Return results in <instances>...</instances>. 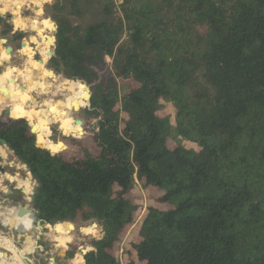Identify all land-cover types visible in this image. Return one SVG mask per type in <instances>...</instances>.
<instances>
[{
    "label": "trees",
    "instance_id": "1",
    "mask_svg": "<svg viewBox=\"0 0 264 264\" xmlns=\"http://www.w3.org/2000/svg\"><path fill=\"white\" fill-rule=\"evenodd\" d=\"M44 11L57 26L47 66L90 86L81 111L93 119L76 122L92 135L65 157L67 136L43 145L51 152L26 119L0 116V139L33 170L36 220L58 233L97 221L83 264H121L113 249L143 181L166 207L146 209L127 264H264V0H52ZM0 28L12 31L1 14ZM50 116L39 144L55 116L72 130L67 114Z\"/></svg>",
    "mask_w": 264,
    "mask_h": 264
},
{
    "label": "rangeland",
    "instance_id": "2",
    "mask_svg": "<svg viewBox=\"0 0 264 264\" xmlns=\"http://www.w3.org/2000/svg\"><path fill=\"white\" fill-rule=\"evenodd\" d=\"M47 1H50V3L52 2V0H47ZM40 6L42 9V12H40V13H37L34 10V7L30 8L31 11L27 15V21L29 19H34V18L35 19H41L42 16L44 17L45 7L42 6V3ZM19 23H20L19 19L14 20V25H16L17 27H18ZM24 25H25L24 23L19 24V26H24ZM52 25L53 24L51 23V27H52ZM51 27L45 28L46 32H43V33H47V31L50 29L48 35L53 36L54 33H51L53 28H51ZM12 28L14 29L13 26H12ZM31 28H32V30H35L33 27H31ZM0 29H2V28H0ZM43 30H41V31H43ZM43 33L37 34L36 31L27 30V31H25L26 36L22 37V38H25L27 40V42H29V40H31V37H33L34 40H36V42H35L36 45L34 47L33 46L32 47L29 46V47L31 49L36 50V51H37L39 45H40L39 46L40 48H42V46H41L42 43L45 45V48H43V50H41L44 53L42 58L39 56L40 54L38 52L33 53L31 55V58H29L27 51L24 50L25 47H22V48L20 47L21 49L14 56H12L10 52L3 53L2 48L0 49V87L6 88L5 95L0 93V116L2 114L5 115L4 112H5L6 97H7V99H10V101H11L9 104L10 105V112H13V110H14L13 104L15 101L12 100L11 94L12 93L14 94V91L16 89L21 90V91L26 89V87L30 84L31 80L28 81L29 79L26 76L27 74H25V77H24V75L22 76V74H24L25 72L28 71L33 76L34 81H39L40 84L35 85V90H33L31 92L32 97L34 96L33 102H35V103L26 102V104L24 106H27V107H25V108H28L30 105H33L32 109L35 112H37L38 116H40V114H41L40 117H43L44 115L49 116V113H52L54 116L60 115L64 112V110H69L70 112H69L68 117L70 118V123L72 125V129H73V127L76 126V124H77L76 122L79 119H81L85 122L84 125L91 128L90 124H89V120L93 119V118H90V116H84L83 112L81 111L83 107L89 106V102L87 101L86 104L82 103L78 106H73V105H76V103L80 99V98L76 97L77 94L80 95L82 91L80 89H75L74 96H72V94L70 92L68 93L67 90H62V89L59 90V88H58L59 86L57 87V85L60 83V81L66 80V79L63 78L60 74L54 73V76L49 77L47 72H46L47 74L44 73V70L45 71L48 70L47 61L49 58H48L46 53H47V51L51 50L52 46H51V44L47 43L45 41V39L43 40L40 38V36H42ZM36 34L39 36V38ZM0 38H4L3 35L0 34ZM7 40L11 41V37L8 36ZM0 44H1V42H0ZM36 53H38V54H36ZM35 57H40L43 60V64H41L39 61H37L35 59ZM4 61H5V63H4ZM31 61H36V62L40 63V66H38L37 68H32L31 64H30ZM107 61H110V60L107 59ZM10 64H13L15 67H19L20 69H23L22 71H24V73L21 71H16V76H15L12 73V71H10L9 69H7L5 67V65L8 67ZM27 69H29V70H27ZM40 80H41V82H40ZM67 80H71V79H67ZM74 81H79V82L83 83L80 80H74ZM42 88H44V89H42ZM41 89L42 90L47 89V90H46V92H44ZM70 95H71V97H70ZM29 100H31V99H29ZM64 101L69 103V106L66 108H64L62 105V103ZM163 104H164V107H163L162 113L167 114L170 118L171 124L175 125V117H176L175 107L170 102H164L163 101ZM55 117H57L59 119V121L58 122L52 121L49 124L50 137H48V138L50 141H53V142H57L61 137L60 136L61 134L59 131V125L62 124V119H63L62 116H55ZM28 123H30V122L28 121ZM33 123L35 124L36 122H33ZM70 134L71 135L67 136V138H68V144H67L68 149H66L65 151H60V152H62V154L65 157L72 156V155L76 154V152L78 150L74 144L76 140H87L88 137L90 135H92V134H87L85 136H77L74 132H71ZM172 139L175 142L181 143L182 145H184L187 148H197V145L194 141L187 140V139L181 137L180 135H178L176 132L173 134ZM36 141H37V139H36ZM9 156H10V154H9ZM22 167H23L22 174L31 178L32 183L30 184V188H31V190H33L32 188L36 187V183H35L33 177L30 176V174L28 173V169L25 168L24 165ZM131 195L133 197V201L135 202V204H137L138 209L135 213L133 222L128 224L124 228L123 233L120 236L119 242H117L115 244L114 249H113L115 255L118 257L121 264H127L128 260L131 259V257L135 259V256L134 255L129 256L128 252L131 253V244L138 240V230H139V227L141 225L142 218H143V215H144L146 209L149 206H154V207H159V208L166 207V205L160 204L157 201V197L160 195L159 190L155 187H152V186H145L143 181H136L135 187L132 190ZM88 226L91 227V230L87 229ZM62 228H63V233H61V235L65 234V236L67 235L66 237H70V238L66 239L64 241V243L60 241V239H59L60 234L55 229V225L41 223V233L39 235V239L37 240V243H38V245L42 246L40 249V251H42V252H37L35 254V256L32 258L35 262H38V264H50V263H52V261H54V264H64V263L82 264L80 262V257H79V254L77 253V251H79L81 253H83V251H87L88 248H90V246H89L90 241L93 238H98L101 235V233H100L101 227L94 220H91L88 222L67 223L66 225H63ZM23 235H28V236H30V239L35 240V236H37V230H36L35 226L33 228L29 227L28 229H26V231H24ZM69 244H74L77 246L76 253L72 259L64 258V252L68 249ZM0 252H2V250H0ZM13 259H14V257L8 256L5 259V261L8 264L9 262H13ZM49 259H50V261H49Z\"/></svg>",
    "mask_w": 264,
    "mask_h": 264
},
{
    "label": "crops",
    "instance_id": "3",
    "mask_svg": "<svg viewBox=\"0 0 264 264\" xmlns=\"http://www.w3.org/2000/svg\"><path fill=\"white\" fill-rule=\"evenodd\" d=\"M43 1H47V0H0V14L2 15V17L4 18V19H6V21H7V23H9L10 25H11V27L13 26L14 27V29L12 28V31H11V33H9V34H7V35H4L3 37L4 38H6L7 39V37L9 36V37H11V41H8L7 40V44L6 43H1L0 44V49L2 48V52L3 53H5L6 52V47H7V45H12V46H14L15 48H14V50H12L10 53H11V55L12 56H14V55H16V53L17 52H19V50L22 48V46L20 45V40H18V41H14V39H13V36H12V34H13V32H15V31H19V30H23L24 32H20V33H23V34H25V31H27V30H30V31H36V30H32V22L33 21H42V20H45V19H47V20H50L49 18H44L43 16L41 17V19H29L28 21H27V15L30 13V8L31 7H34V10L37 12V13H40V12H42V9H41V3L43 2ZM40 3V4H39ZM8 15H11V16H13V18H14V20L15 19H19L20 20V23L19 24H21V23H24L25 25L24 26H19V24H18V27H16L15 25H14V21L12 20V19H9V17H8ZM34 24V23H33ZM51 28H53V26L51 27ZM49 31H50V29L47 31V33H46V35H48L49 34ZM37 35V34H36ZM26 36V34L23 36V37H25ZM29 42H32V41H29ZM21 47V48H20ZM42 48H45V45L42 43ZM7 53V52H6ZM36 54H38V53H36ZM40 56V55H39ZM4 63H5V61H4ZM5 67L7 68V69H9L10 71H12V73L16 76V71H21V72H23L24 73V71H22L23 69H20L19 67H15L13 64H10L8 67L5 65ZM16 69V70H15ZM18 73V72H17ZM24 75V77H25V73L24 74H22V76ZM23 77V78H24ZM17 82V81H16ZM35 82V81H34ZM5 88V87H4ZM6 89V88H5ZM18 90L16 89L15 91H14V94L12 93L11 94V96H18L19 95V93L17 92ZM32 91H33V89H32ZM31 91V92H32ZM5 93H6V91L3 93L4 95H5ZM12 100L13 101H15L14 102V104L15 103H17L16 102V100H14V97H12ZM10 99H7V97H6V100H5V107L8 105V104H10ZM13 104V105H14ZM84 108V107H83ZM52 109V108H51ZM70 112V111H69ZM12 113V112H11ZM69 115V114H68ZM19 118H24V117H19ZM26 119V118H25ZM27 120V119H26ZM28 121V120H27ZM29 125H32L31 123H29ZM73 130H74V127H73ZM50 131V130H49ZM60 131V130H59ZM50 133V132H49ZM48 137H50V134H49V136ZM12 153V151L9 149V148H7V146L6 145H3V144H0V170H2V167L5 165V163L7 162V161H12V162H14V168H21L22 170H23V164L17 159V157H15L14 155H13V153ZM9 154H10V156H9ZM10 165H12V163H10ZM29 173V172H28ZM5 177H10V174L8 173V172H6L5 174H2V173H0V184H2L3 182H4V179H5ZM25 219V218H24ZM24 219H22V222H23V220ZM32 225H34L35 226V224L33 223ZM32 225L30 226V227H32ZM55 225V224H54ZM254 225H256V224H254ZM16 230H17V232H16V235H15V238H14V240H15V242H16V244L17 245H19V246H22V245H24V244H21V243H23V239H24V236H23V233H24V231H26V229H20L19 227H17L16 228ZM70 232V231H69ZM0 234H3L1 231H0ZM18 234L20 235L19 237H18ZM38 234V233H37ZM60 234V236H59V239L63 236L64 237V239L66 240V239H68V238H70V237H66L65 236V234H62L61 235V233H59ZM4 236H6V237H10V236H8V235H6V234H3ZM35 239H36V236H35ZM39 239V238H38ZM37 239V240H38ZM29 242H30V245H27L28 247H30V246H35V244L33 243V240L32 239H29ZM38 244V243H37ZM41 245H40V247H36V248H34V251H36L37 249L39 250V252H42V251H40V249H41ZM91 248V247H90ZM90 248H88V249H90ZM0 250H5V249H3V248H1L0 247ZM85 251H83V253H84ZM83 253H81V255L79 254V256H81V258H80V262L83 264V257H82V255H83ZM0 255H1V252H0ZM8 256H11V257H14L13 256V254H12V252L10 251V252H8V255H7V257ZM7 257H0V260H1V264H7V262L5 261V259L7 258ZM31 258H33V256L31 255L30 256ZM15 260V261H14ZM33 260V259H32ZM34 261V260H33ZM49 261H50V259H49ZM8 264H23L22 262H20L19 263V260L18 259H16V258H14L13 259V262H9ZM50 264H54V261H52V263H50ZM64 264H68V263H64Z\"/></svg>",
    "mask_w": 264,
    "mask_h": 264
},
{
    "label": "bare ground",
    "instance_id": "4",
    "mask_svg": "<svg viewBox=\"0 0 264 264\" xmlns=\"http://www.w3.org/2000/svg\"><path fill=\"white\" fill-rule=\"evenodd\" d=\"M39 1V0H38ZM40 4V3H39ZM12 20L14 21V18H12ZM34 23V24H33ZM51 23L53 24L52 26H53V28H54V21H52V20H42V21H33L32 22V27L36 30V32H37V34L38 33H43V32H46V30H45V28H49V27H51ZM16 26V25H15ZM17 27V26H16ZM40 29H44L43 31H41ZM33 40H34V38L33 37H31ZM40 38L41 39H45V41L47 42V43H49V44H51L52 45V37H50V39H47L46 38V33H43L42 34V36H40ZM36 45V43L35 42H26V44H25V46H30V47H34ZM24 46V47H25ZM50 48V47H49ZM42 49H40V47L38 46V49H37V51L36 50H34V53L35 52H38L39 54H40V57L42 58L43 57V55H44V53L41 51ZM28 54V56H29V58H31V55H32V53H27ZM30 64H31V67L32 68H37L38 66H40V63H38V62H36V61H31L30 62ZM27 70H29V69H27ZM43 70V69H42ZM47 71H45L44 70V73L45 74H47L46 73ZM27 75V77H28V81H30V84L26 87V89H25V91L24 90H18L17 92L19 93V95L17 96H12V97H14V100H16V102L17 103H15L14 105H13V108H14V110H13V112L11 113L10 112V116L11 117H13V118H19V117H24V118H26L28 121H32V122H36L35 123V126H36V129H37V135H36V139L38 140V134H39V128H42V127H45L50 121H51V119H52V117L50 116V114L51 113H49V116L48 115H44L43 117H40L41 116V114H40V116H38V114H37V112H35L33 109H32V107H33V105H30L28 108H25V107H27V106H24L25 104H26V102H33V97H32V95H31V90L33 89V90H35V85H39L40 83H39V81H35L34 82V78H33V76L27 71V72H25ZM42 73V72H41ZM44 74V75H45ZM43 75V76H44ZM38 82V83H37ZM40 82H41V80H40ZM69 82H70V84H69ZM79 82V81H78ZM42 85V84H41ZM59 86V87H58ZM31 87V88H30ZM57 87L59 88V90H67L68 91V93L70 92L71 94H72V96H74V91H73V89H80L82 92L84 91V90H86L87 91V88H86V86L83 84V83H81L80 82V86L74 81V80H62V81H60V83L57 85ZM81 87V88H80ZM73 88V89H72ZM42 89H44V88H42ZM41 89V90H42ZM46 90L47 89H45V90H42V91H44V92H46ZM6 91V89L4 88V87H0V93L1 94H3L4 92ZM63 92V91H62ZM81 92V93H82ZM15 95V94H14ZM68 96V95H67ZM87 98H88V91H87ZM70 97H71V95H70ZM69 97V98H70ZM77 98H80L81 97V94L79 95V94H77V96H76ZM29 99H31V100H29ZM33 103H35V102H33ZM32 103V104H33ZM82 103H87V102H85V101H80L79 103H78V105H80V104H82ZM61 104V103H60ZM62 105H63V107L64 108H66V107H68L69 106V103L68 102H63L62 103ZM78 105H73V106H78ZM43 115V114H42ZM35 116V117H34ZM59 130H60V133L62 134V135H65V136H68V135H71L70 133L71 132H73V129L69 132V133H64V132H62L61 131V129H60V125H59ZM50 131H49V127H48V129L45 131V133H49ZM74 133L75 134H78L79 133V128L77 127V126H75L74 127ZM37 142V141H36ZM49 142V138L47 137L46 138V141L43 143V144H39L38 142H37V144H39V145H41V146H43L44 144H46V143H48ZM44 147H46V148H48V149H50V150H52V149H54V145L53 144H49L48 146H44ZM25 218V219H24ZM24 218H22V219H24L23 220V222H22V219H18L17 220V227H19L20 229H28L30 226H29V221L27 220L28 218H27V216H25ZM57 224H67V223H57ZM56 225V224H55ZM87 229L88 230H91V227L90 226H88L87 227ZM60 241L61 242H63L64 243V241H65V239H64V237L62 236L61 238H60ZM7 242V241H6ZM1 243L0 245L1 246H3V247H5V248H7L8 250H10L11 252H12V254H13V256H14V258H16V259H18L19 260V263L21 262L20 261V259H19V257L17 256V254H16V252H15V250L13 249V248H11V246H9L7 243Z\"/></svg>",
    "mask_w": 264,
    "mask_h": 264
},
{
    "label": "flooded vegetation",
    "instance_id": "5",
    "mask_svg": "<svg viewBox=\"0 0 264 264\" xmlns=\"http://www.w3.org/2000/svg\"><path fill=\"white\" fill-rule=\"evenodd\" d=\"M31 40L33 39L31 38ZM33 42H36V40H33ZM40 49L43 50V48ZM32 50L34 51V49ZM31 52L28 51V53ZM17 159L19 160V157ZM6 172L10 174V177H5L4 182L0 184V231L8 236H11V234L15 236L17 230L14 226H16L19 216L27 214L28 208H32V200L30 199L32 195L30 184L32 182L31 178L22 174L21 168H14V162L12 161H7L0 170L2 174ZM10 227H12V230H9ZM33 227L34 225L31 228ZM37 252H39L38 249L32 256L34 257Z\"/></svg>",
    "mask_w": 264,
    "mask_h": 264
},
{
    "label": "water",
    "instance_id": "6",
    "mask_svg": "<svg viewBox=\"0 0 264 264\" xmlns=\"http://www.w3.org/2000/svg\"><path fill=\"white\" fill-rule=\"evenodd\" d=\"M50 3V1H43L42 2V6L43 7H45L47 4H49ZM8 17H9V19H12L13 18V16H11V15H8ZM56 30H57V26H56V24H55V26H54V28H53V30L51 31V33H55L56 32ZM20 32H24L23 30H19ZM50 37H52V48H51V50H49V51H47V56H48V58H50L51 56H53L54 55V51H55V37H54V35L53 36H51V35H46V38L47 39H50ZM23 39V38H22ZM22 39L20 40V45H21V41H22ZM0 42L1 43H6L7 42V39L6 38H0ZM14 46H12V45H7V47H6V52H11L12 50H14ZM35 59L37 60V61H39L41 64H43V60L40 58V57H35ZM47 73H48V76L49 77H51V76H54V72H53V70L50 68V67H48V70H47ZM83 84L86 86V88H87V91H88V98H87V101H89V99H90V96H91V92H90V86L87 84V83H85V82H83ZM31 88V87H30ZM32 91V90H31ZM78 110V109H77ZM5 115L6 116H8V117H10V118H12L11 116H10V105L8 104L6 107H5ZM63 114H69V110H65L64 112H63ZM14 119V118H13ZM16 119V118H15ZM25 119V118H24ZM96 123V125H97V122H95ZM98 129V128H97ZM30 132H31V134H33V135H37V130L35 129V127L33 126V125H30ZM61 140L63 141V143L65 144V149L64 150H59V151H65L66 149H68V146H67V144H68V138L67 137H62L61 138ZM0 144H3V145H6L7 146V148H9L10 149V145H8V144H6V142H5V140L4 139H0ZM36 146H38V147H41V148H45V149H48V148H46V147H44V146H41V145H39V144H37V142H36ZM11 150V149H10ZM49 151H51V152H59V151H52V150H50V149H48ZM12 151V153H13V155H15L16 156V153L13 151V150H11ZM19 160L22 162V164L24 165V167L25 168H27L28 169V166H27V164L26 163H24L22 160H21V158H19ZM28 172H29V174L31 175V176H33V170H31V169H28ZM36 191H37V188L35 187V188H33V190H32V195L30 196V199L31 200H33V198H34V194L36 193ZM25 216H27V220L29 221V226H31L33 223L35 224V228H36V230H37V236H36V239L35 240H33V243L35 244V246H30V247H28L27 245H30V242H29V239H30V236H28V235H23L24 236V239H23V243L22 244H24L23 246H19V245H17L16 244V242H15V240H14V238H15V236L13 235V234H11V236L8 238V237H6V236H4L3 234H0V244L1 243H5L6 241V243L9 245V246H11V248H13L14 250H15V252H16V254H17V256L19 257V259H20V261L23 263V264H38V262H35V261H33L32 260V258L30 257L35 251H34V248H36V247H40V245H38L37 244V239L39 238V235H40V233H41V223L38 221V220H36V217H35V215H34V211H33V209L32 208H28V210H27V214H25V215H22V216H19V219H22V218H24ZM97 222V221H96ZM65 223H70V222H65ZM98 223V222H97ZM14 228L16 229L17 228V224H16V226H14ZM9 230H12V227H10L9 228ZM100 233L102 234V230H100ZM20 235L18 234V237H19ZM0 247L1 248H3V249H5V250H3L2 252H1V255H0V257L2 258V257H7V255H8V252H10V250H8L7 248H5V247H3V246H1L0 245ZM77 253L78 254H80L81 255V252H79V251H77ZM2 262H1V260H0V264H1Z\"/></svg>",
    "mask_w": 264,
    "mask_h": 264
}]
</instances>
